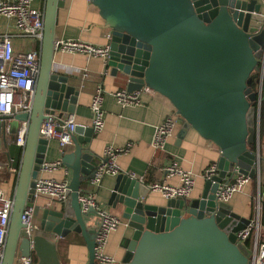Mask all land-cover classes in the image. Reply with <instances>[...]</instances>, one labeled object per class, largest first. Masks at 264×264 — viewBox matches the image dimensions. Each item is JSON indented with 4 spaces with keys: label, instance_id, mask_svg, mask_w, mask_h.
<instances>
[{
    "label": "water",
    "instance_id": "obj_1",
    "mask_svg": "<svg viewBox=\"0 0 264 264\" xmlns=\"http://www.w3.org/2000/svg\"><path fill=\"white\" fill-rule=\"evenodd\" d=\"M88 1L110 33L105 66L111 74L126 83L127 91L147 87L167 98L184 129L191 127L219 148L218 174L204 180L197 198L150 205L144 202V184L122 171L115 175L107 204L130 231L120 242V264H248L234 234L247 220L234 231L222 228L215 192L245 156L253 157L249 149L256 138L257 111L251 102L264 51V0ZM63 5L64 0H45L31 107L12 117L27 122V129L0 264H14L18 253L29 254L21 234L23 210L33 199L48 144L38 128L48 114L74 113L76 105V87L51 71L55 25ZM92 134V127L76 124L72 149L60 157L70 171V210L62 204L43 211L32 236L36 264H61L53 238L71 232L83 238L88 253L84 264H98L95 229L86 225L93 210L82 212L78 201L93 170L83 147Z\"/></svg>",
    "mask_w": 264,
    "mask_h": 264
},
{
    "label": "crops",
    "instance_id": "obj_2",
    "mask_svg": "<svg viewBox=\"0 0 264 264\" xmlns=\"http://www.w3.org/2000/svg\"><path fill=\"white\" fill-rule=\"evenodd\" d=\"M45 0H35L33 5L43 11ZM108 28L105 27L97 7L88 0H64V5L58 11L55 25L54 39H73L102 46L109 43L106 38ZM32 43H29V45ZM101 57H89L79 53L53 51L51 59V71L65 75L68 83L78 90L74 109L75 122L78 125L91 127L92 112L90 102L96 91L97 85L103 89L102 109L103 128L98 133L93 132L88 143L83 144L84 153L90 155V163L94 167L99 162L106 147H122L126 143H132L131 148L116 157L117 168L131 177L139 180L147 187L144 202L150 205L163 204L166 199L159 191L149 189L152 182L164 181L169 185H178L177 175L165 176L164 167L171 161H176L179 167L189 171L194 178V185L188 199L200 196L204 179L202 172L211 163L218 161L219 148L212 141L200 136L194 129H184L183 119L177 115L171 135L166 139L164 150L155 151L151 147L153 128L166 115L175 113L169 100L154 90L144 87L140 90V103L136 105L121 106L110 94L117 89H126V83L117 80L105 66ZM88 72V77L82 79L83 71ZM255 86L264 85V68L262 75L256 73ZM263 114L260 125V117L257 123L255 149L252 156H245L237 166L244 173H253L250 180L225 203H218V224L227 231H234L250 219L257 204L260 206V223L264 226V96ZM0 119V189L4 195L12 199L16 176L19 165L16 166L14 158L19 147L14 142V134L18 122L8 118ZM257 141V142H256ZM256 144L259 147V158L254 155ZM21 148V147H20ZM72 149L67 146L62 152L55 140H48L44 161L60 160L63 152ZM10 159L14 160L15 171L8 169ZM21 160V158H20ZM17 168V170H16ZM117 173H107L101 178L98 186L90 185L88 178L81 186V190L92 193L95 201L113 215L116 213L108 206L114 178ZM38 176L67 179L70 171L65 167L55 169L52 172L39 171ZM133 175V176H132ZM228 172L221 182L231 179ZM142 179V180H141ZM28 205L32 206L33 222L39 227L41 215L45 209H58L62 203L39 196L33 198ZM70 210V202L65 203ZM118 217V216H117ZM97 219L92 214L86 221L88 228L95 229ZM127 225L120 220L119 225L108 237L105 252L111 255L115 262L120 264L124 249L120 246L123 236L129 235ZM57 243L58 257L61 264H84L88 260V253L83 238L71 232L65 237H54ZM99 264V263H98ZM107 264V263H105Z\"/></svg>",
    "mask_w": 264,
    "mask_h": 264
},
{
    "label": "built area",
    "instance_id": "obj_3",
    "mask_svg": "<svg viewBox=\"0 0 264 264\" xmlns=\"http://www.w3.org/2000/svg\"><path fill=\"white\" fill-rule=\"evenodd\" d=\"M35 0H0V119L13 117L22 112H27L32 103L34 84L39 67V43L42 36L43 11L34 7ZM107 40L110 33H106ZM29 43H32L29 45ZM54 50L68 53H79L89 57H101L107 59L109 45L97 46L87 42L73 39H55ZM106 64V61H105ZM260 76L264 68V51L260 59ZM82 79L88 77L85 70L81 74ZM149 89V88H147ZM151 90V89H150ZM139 91H127L117 89L110 94L121 106L136 105L140 103ZM255 108L257 111V123L259 112L263 102L264 85L260 83L255 88ZM103 89L97 85L90 102L92 112L91 127L93 132L98 133L103 128L102 109ZM177 119L176 113L166 115L154 126L151 136V147L155 151H163L166 139L171 135ZM75 117L73 113L64 112L61 116L57 113L48 114L38 128V136L47 140H55L62 152L67 146L72 145V136L75 129ZM27 122L19 121L14 134V142L18 147L23 146ZM257 142V141H256ZM132 146L128 142L122 147L108 146L102 157L91 171L88 181L92 186H98L101 178L107 173H118L116 157L127 152ZM255 156L259 158V147L256 144ZM8 169L15 171L14 160L10 159ZM1 168V165H0ZM62 168L60 160L43 161L39 171L52 172ZM17 170V168H16ZM230 172V171H229ZM165 176L177 175L178 185H169L164 181L152 182L149 189L159 191L165 199L182 198L188 199L194 185L193 175L179 167L176 161H171L164 167ZM218 174L216 162L209 164L202 172L204 180ZM133 176V175H132ZM231 179L221 182L215 192L217 203H225L239 191L249 180L248 173L241 172L237 167L231 172ZM142 180V179H141ZM33 198L44 196L50 200L66 205L69 201L68 180L53 177L38 176L34 180ZM78 201L82 212L93 210L97 222L94 235V257L99 264H109L115 259L105 252L109 234L120 223L119 217L113 215L95 201L89 191L80 190ZM12 200L4 195L0 189V261L3 253L9 215ZM260 206L257 204L254 213L245 225L238 229L235 234V244L243 247L247 252L248 264H264V226L260 223ZM24 228L22 237L28 241L29 254H17L14 264H36L32 253V236L36 233L37 226L33 222L32 206L26 204L23 210Z\"/></svg>",
    "mask_w": 264,
    "mask_h": 264
},
{
    "label": "trees",
    "instance_id": "obj_4",
    "mask_svg": "<svg viewBox=\"0 0 264 264\" xmlns=\"http://www.w3.org/2000/svg\"><path fill=\"white\" fill-rule=\"evenodd\" d=\"M251 104L255 106V101L253 100V101L251 102ZM262 114H263V107L261 106V108H260V112H259L260 125L262 124V123H261ZM254 149H255V141H253L252 144L250 145V150L253 151ZM21 152H22V149L19 147L18 152H17V155H16V157L14 158L15 163H16V166L19 165L20 158H21Z\"/></svg>",
    "mask_w": 264,
    "mask_h": 264
}]
</instances>
